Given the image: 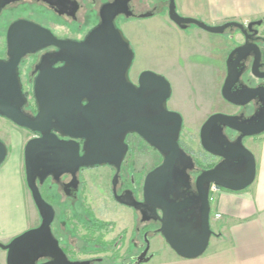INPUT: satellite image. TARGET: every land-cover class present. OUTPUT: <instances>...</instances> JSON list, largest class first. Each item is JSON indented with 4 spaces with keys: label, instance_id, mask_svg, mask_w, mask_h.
Listing matches in <instances>:
<instances>
[{
    "label": "water",
    "instance_id": "1",
    "mask_svg": "<svg viewBox=\"0 0 264 264\" xmlns=\"http://www.w3.org/2000/svg\"><path fill=\"white\" fill-rule=\"evenodd\" d=\"M8 2L0 0V9ZM127 3L128 0H114L104 4L99 24L81 42L57 40L48 30L27 21H16L8 27L9 60H0V117L36 134L24 146L23 162L26 185L40 223L7 244L0 243V248L6 251V264L85 263L68 261L53 238L50 225L55 213L39 186L49 175L57 178L64 173L74 174L80 167L119 168L128 149L125 143L128 134L138 135L160 153L162 162L144 179L143 203L125 204L139 210L144 219L158 221L156 233L180 258L196 259L209 245L213 235L210 186L238 192L255 180V158L242 139L264 132L261 96L264 89H248L244 101L237 102L227 95L235 83L228 71L222 97L234 105L260 97L262 109L250 117L214 113L207 119L199 130L200 145L206 154L219 161L199 172L191 191L195 161L179 144L181 115L167 108L171 96L169 82L152 71L141 72L136 83L129 77L134 53L115 25L119 14L136 17L128 10ZM150 15L152 12L137 18ZM167 15L182 29L194 25L214 34H222L232 26L240 32L245 30L237 22L209 26L182 17L176 12L174 0H168ZM48 45L56 46L58 51L43 56L37 66L33 85L37 113L31 116L23 111L27 99L22 91L18 63L25 54ZM235 50L228 59L237 51L247 50V44ZM249 52L244 58L250 56ZM57 62L63 65L53 67ZM234 134L238 135L230 140ZM7 154L8 148L0 139V167ZM141 257L136 258L137 263L144 261ZM47 258L48 261L39 263Z\"/></svg>",
    "mask_w": 264,
    "mask_h": 264
},
{
    "label": "crops",
    "instance_id": "2",
    "mask_svg": "<svg viewBox=\"0 0 264 264\" xmlns=\"http://www.w3.org/2000/svg\"><path fill=\"white\" fill-rule=\"evenodd\" d=\"M174 3L180 16L194 18L209 26L228 21L247 22L264 15V0H174ZM157 5L159 9L156 13L142 19L129 18L121 24V28H125L134 49L133 60L140 62L141 50L136 54L135 47L136 50L146 47L148 33L136 25L151 26L146 28L154 38L152 47L146 48L147 67L138 63L136 76L143 70H149L162 74L172 85L178 79L182 84L185 81L182 79L198 82L192 93L195 105L183 99L190 103L172 107L173 111L186 115L183 125L195 133L199 130L201 119L210 112L220 110L224 60L231 44L226 34L210 33L194 25L183 29L178 27L167 15L168 3L160 0ZM187 93L191 94L190 89L181 86L174 91V96L178 94L176 98L182 100L181 97L186 98ZM197 113L199 121L194 123L193 116ZM21 131L23 133L14 135L17 141L12 146L10 157L0 167L1 244H7L26 230L36 227L40 221L26 185L23 162L24 146L31 135L26 130ZM259 138L262 143H255L249 138L246 145L255 157L254 182L238 192L219 189L210 200L213 235L204 254L196 259L180 258L160 236V247L154 244L152 249L160 250L153 253L149 250L152 255L145 264H264V134ZM6 144L10 145L9 142ZM216 214L220 218H215ZM0 264H6V251L1 248Z\"/></svg>",
    "mask_w": 264,
    "mask_h": 264
},
{
    "label": "flooded vegetation",
    "instance_id": "3",
    "mask_svg": "<svg viewBox=\"0 0 264 264\" xmlns=\"http://www.w3.org/2000/svg\"><path fill=\"white\" fill-rule=\"evenodd\" d=\"M8 1L9 2L0 9V19L5 12V14L8 13V15L11 17L8 20L6 19L3 27L0 29V35L2 36V41L0 42V60L3 61L9 60V56L7 54L6 34L8 27L12 23L16 21H27L48 30L57 40L81 42L85 39L89 32L99 24V13L101 7L106 3L113 2L114 0ZM153 2L154 1L150 0H128L127 7L128 10L136 16L135 18H137V16L144 13H156L158 10V5L157 3L154 4ZM144 3L151 6L149 11L139 12L140 10H143ZM17 11L21 14L23 11L29 12V16H22L19 13L16 14ZM120 18L129 19L128 17H125V15L119 14L115 18V21ZM80 19L84 20L83 23L89 26L87 29H85V27L80 23ZM228 22H237L242 24L245 27V30L244 32H240L239 28L232 26L227 28L222 33L227 35L231 45L224 60L225 74L221 84V90L228 71L230 70L231 78L235 79V83L232 85L231 91L228 92L227 95L229 98H232L237 102H242L246 98L245 92L248 91V89H264V15L260 18L247 22ZM244 44H247V50L250 51V56L244 58L248 51L242 50L240 52L237 51V53L234 54L231 59H228V56L232 51L235 49L237 50ZM57 51L58 48L56 46L48 45L36 50L35 52H29L25 54L21 57L18 63V73L22 85V91L27 99V102L23 106V111L28 115L35 116L37 113L33 98V85L38 74L37 66L39 65L43 56L46 54H53ZM236 57H241L238 62L233 61ZM62 65L63 62H57L53 65V67H60ZM233 65L236 68L235 70H233ZM24 68L26 70H24ZM262 93L261 96L264 98V90ZM220 99L222 105L225 106V109L213 111L207 114L203 119L199 130L201 126L207 121V119L214 113L250 117L254 116V114L260 112L262 109L260 97L252 99L243 105L231 104L222 97L221 92ZM199 130L197 132V136L199 146L201 148ZM262 134H264V132ZM31 135L32 137L36 136L34 133H31ZM237 135L238 134H234L230 140H233ZM260 135L261 134L249 138H255ZM60 138L69 140L67 137ZM246 139L248 138H243L242 141L244 142ZM125 143L127 144L128 149L119 168H116L112 165L80 167L76 172H74V174L64 173L57 178L49 175L39 186L40 190L43 187L47 189V195L45 198H43L52 206L55 213L53 222L50 225L52 236L58 242L60 249L70 262H85L86 264H114L102 263L103 259L95 256L80 257L79 253L81 252L83 245L81 236L83 235V239L86 241L90 239L92 242L87 243L94 245V234L109 229L110 227L115 228L117 226V213H122L129 217V220H126V224H129V226H125V228L121 229L119 232L120 241L118 242L120 245L117 246L116 242L117 248H119V250L123 249L122 253H124L121 254L120 264H145L149 261L150 255H152V253L149 251L150 239L156 235H159L156 233V230L160 226L159 222L155 220L144 219V216L139 210L125 204V202L135 201L137 203H143L144 179L151 170L161 164L162 156L136 134H128L125 138ZM179 144L187 154L192 156L191 153H188L185 150L180 140ZM144 147L151 149V151L154 152L158 157V163L151 169H148L147 161H144L142 157V149ZM201 150L203 151L202 148ZM192 158L194 159L193 156ZM218 161L219 159H217V162ZM102 169L108 170L109 173L107 181L108 186H106V188L103 187L105 185L104 175H86V172ZM195 171L197 172L196 162L193 172ZM191 191H194L193 185L191 187ZM57 195L59 197H63L64 201L69 200L71 204L79 203L83 211L82 217L84 220L76 221L75 218L72 220L64 218L58 222L57 229H55L54 223L57 215L56 203L58 202L56 201ZM88 198H91L92 201L87 200ZM96 198L99 200L96 201ZM91 202H94V205L97 206V211L93 210L95 206L89 205ZM66 203L67 202H63V206H66ZM97 212L101 217L108 215L110 218L99 219L94 215V213ZM89 219L90 221H87ZM81 231H83V234ZM71 235L75 237V240L72 242L69 241V237H71ZM124 239L127 241L122 242ZM135 243L137 244L135 248L136 253L132 255L131 253L133 244ZM141 256H143V258ZM138 257H141L144 259V261L137 263L136 258ZM48 260V258L41 259L39 260V263L46 262Z\"/></svg>",
    "mask_w": 264,
    "mask_h": 264
},
{
    "label": "rangeland",
    "instance_id": "4",
    "mask_svg": "<svg viewBox=\"0 0 264 264\" xmlns=\"http://www.w3.org/2000/svg\"><path fill=\"white\" fill-rule=\"evenodd\" d=\"M150 1H154L153 3L155 4V3H157V1H160V0H150ZM164 1L166 3H168V0H164ZM150 7H151L150 5H146V3H144L143 10H140L139 12H144V11L148 12L149 11L148 9H150ZM158 9H159V7H158ZM5 13L1 17L2 20L0 19V29L3 27L4 22L6 21V19L8 20L9 18H11L8 15V13L7 14H5ZM18 13L19 12L17 11L16 14H18ZM28 13L29 12L23 11L22 14L21 13H19V14H21L22 16H26V15L29 16ZM125 20H127V19H125V18L117 19L115 21V25L120 28V30L122 31V33L124 34V36L128 40V38L126 36V33H125V28H121V24L124 23ZM134 20L138 21L140 19H134ZM42 22H45V21H42ZM83 22H84V20L80 19V23L85 27V29H87L89 26H87ZM136 26H138L137 28L143 29L146 33H148V35H147L148 41H145V46H146L145 48H139L138 50H136L137 47H135L136 54H137V51L139 52L141 50V61L137 62V61L133 60V62H132V66H131L130 71H129V77H130L131 81H133V82H136V78H137L136 74L138 73L137 72L138 65L141 64L143 66V65L146 64V67H147V61L148 60L145 57V55L147 53L146 52V48L150 49L152 47V45H153L152 41L154 40V38L150 36L151 33L149 32V30L146 29V28L151 27L150 25L137 23ZM85 29H84V31H85ZM129 29H130V27H129ZM1 39H2V36L0 35V42L2 41ZM128 42H129L130 47L133 50V53L135 55L134 49L131 46V42L129 40H128ZM150 54H152V53H150ZM175 69L177 70V68H175ZM24 70H26V69L24 68ZM143 71H149V70H143ZM143 71H141V72H143ZM160 75H162V74H160ZM164 78L169 82V80L166 77H164ZM182 80H185L183 82V84L181 83V79H178L175 83H173V85L171 84V82H169L170 87H171V96H170V98H169V100L167 102V108L169 110L173 111L172 107L174 105H178L180 103H190V102H187V101H191V102H193L192 104L195 105V102H194L195 96L192 93H193V91L195 89V86L198 85L197 84L198 82L196 83L195 80L194 81L187 80V79H182ZM181 86L185 87L186 89L189 88L190 91H191V94L188 95V93H187L186 98H183L180 95L182 100L185 99L187 101L178 100L176 98V97H178V94H176V97L174 96V91L178 90V88L181 87ZM190 99H192V100H190ZM223 107L224 106L221 105V102H220L219 109L222 110ZM177 113H179L181 115V117L183 119V123L185 124L186 120H187L186 115H184L183 112H177ZM199 114H200V112H199ZM196 115L197 116H195V115L193 116L194 117V123H197L199 121L198 113ZM199 122H203V119H201ZM21 130H24V129L16 127L14 124L9 122L8 120L0 117V139L5 144L7 142L10 143V145L6 144L7 148H9L6 159L10 157V153L12 151L11 150L12 146L17 141L16 140V136L14 137V135L16 133H21V132L23 133V131H21ZM25 132H28V131H25ZM197 132L194 133L191 130L189 131L188 128H186L183 125L182 126V132H181L180 137H179V140L181 141V143H182L183 147L185 148V150L188 153H191V155L194 157V160L196 162L197 172L195 171V172H193L191 174L193 181H194L195 177L199 174V172H201L203 169H205L206 166H208L210 164H213L215 162L217 163V158H214V157L206 154L205 152H203L201 150V148L199 146V142H198ZM30 135H31V133H30ZM31 137H32V135H31ZM248 139H246V141L243 142L244 146L246 148H247L246 145H247V142H248L247 140ZM252 141H254L255 143H259V142L262 143L263 142L262 139L259 138V136L255 137V138H252ZM142 151H143L142 152V157H143L144 161H147L148 169L153 168V166H155L158 163L157 155L154 152H152L151 149H149V148H145L144 147L142 149ZM6 159H5V161H6ZM89 174L95 175V176L96 175H101V174L104 175L105 176L104 177V179H105V183L104 184L105 185L103 187L106 188V186H108V184H107L108 174H109L108 170L102 169V170H93V171L86 172V175H89ZM40 191L42 193L41 195L45 198V196L47 195V192H48L47 189L45 187H43V188H41ZM87 200L90 201L91 198H88ZM98 200L99 199L96 198V201H98ZM56 201H58V202L56 203L57 215H56V220H55V223H54L55 229H57L58 222H60L64 218H67V219H70V220L75 218L76 221L84 220L83 217H82L83 216V214H82L83 211H82V209L80 207L81 205L79 203H72L71 204V202L69 200H65L64 201V198L61 197V196L59 197L58 195L56 196ZM63 202H67L66 206H63ZM89 205L90 206H95L94 207L95 209L93 208L94 211L98 210L97 206L94 205V202H91V204H89ZM112 213H113V211H112ZM94 215L97 216L99 219L100 218H102V219L110 218V217H108V215L101 217L98 214V212L94 213ZM116 215H117V221H116L117 222V226L115 228L110 227L109 229H106V230H103L101 232H97L96 234H94L95 235L94 236L95 241H93V243L95 242L94 245H91V244L87 243V242H90V243L92 242L89 238H88L89 240L86 241V240L83 239V235L81 236V238L83 240V243H82L83 245H82V250L79 253L80 257L95 256V257L102 258L103 259L102 263H114V264H120L121 263V260H120L121 254H124V253H122L123 249L119 250V248H117V246L120 245L119 242H118V241H120L119 232L121 231V229L125 228V226H129V224H126L127 223L126 220L127 219L129 220V217L127 215L122 214V213L121 214L117 213ZM68 216H70V217H68ZM71 216H73V217H71ZM87 221H90V219L87 220ZM39 223H40V221H39ZM81 233L83 234V231H81ZM74 240H75V237L73 235H71V237H69V241L72 242ZM125 241H127V240L126 239H124V241L122 240V242H125ZM116 242H117V246H116ZM161 242L162 241H161L160 235H156L155 238H151L150 239V251H152V253H153L154 251L156 252V251L160 250V248H158V250L157 249L152 250V249H153V245L154 244L155 245L157 244L156 246L160 247ZM136 245H137L136 243L133 244V249H132V253H131L132 255H134L136 253V249H135Z\"/></svg>",
    "mask_w": 264,
    "mask_h": 264
},
{
    "label": "built area",
    "instance_id": "5",
    "mask_svg": "<svg viewBox=\"0 0 264 264\" xmlns=\"http://www.w3.org/2000/svg\"><path fill=\"white\" fill-rule=\"evenodd\" d=\"M219 191V188L215 185H211L209 189V199L212 200V196ZM215 218H220L219 214L214 215Z\"/></svg>",
    "mask_w": 264,
    "mask_h": 264
},
{
    "label": "trees",
    "instance_id": "6",
    "mask_svg": "<svg viewBox=\"0 0 264 264\" xmlns=\"http://www.w3.org/2000/svg\"><path fill=\"white\" fill-rule=\"evenodd\" d=\"M214 164H210L208 166L205 167V169L211 168Z\"/></svg>",
    "mask_w": 264,
    "mask_h": 264
}]
</instances>
